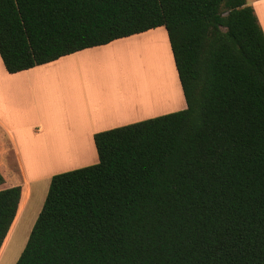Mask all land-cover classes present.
<instances>
[{"label": "trees", "instance_id": "trees-1", "mask_svg": "<svg viewBox=\"0 0 264 264\" xmlns=\"http://www.w3.org/2000/svg\"><path fill=\"white\" fill-rule=\"evenodd\" d=\"M159 27L187 108L97 133L99 162L52 177L16 264H264V31L247 0H0V56L15 74ZM25 196L0 190V250Z\"/></svg>", "mask_w": 264, "mask_h": 264}, {"label": "crops", "instance_id": "crops-1", "mask_svg": "<svg viewBox=\"0 0 264 264\" xmlns=\"http://www.w3.org/2000/svg\"><path fill=\"white\" fill-rule=\"evenodd\" d=\"M127 44V51L136 54L130 73H110L99 80L98 72L91 71L96 57ZM139 58L149 61L148 66L132 77ZM112 76L121 82L113 85ZM186 108L165 27L15 74L0 56V170L5 178L0 190L21 186L26 191L14 225L36 209L30 236L52 177L99 162L97 133Z\"/></svg>", "mask_w": 264, "mask_h": 264}, {"label": "rangeland", "instance_id": "rangeland-1", "mask_svg": "<svg viewBox=\"0 0 264 264\" xmlns=\"http://www.w3.org/2000/svg\"><path fill=\"white\" fill-rule=\"evenodd\" d=\"M256 2L257 0H248V5L253 7L255 14L259 19V23L264 29V3L258 5ZM154 43L158 44L156 40H154ZM129 47H131L130 44L122 45L117 48H113L112 51L106 55L96 57V65H93V67L90 66L92 67L91 71L98 72V75L100 77L99 80H101L105 75H110V73L111 75H115L114 73H121V71H124L126 74H129L134 67L136 55L135 53L127 51ZM148 62L149 61L147 60L139 58L136 73L131 76L134 77L136 75H140L142 71L145 70L148 66ZM86 72L91 73L89 70H87ZM113 78L114 76H112V78L110 79L113 85H117L121 82L120 80L114 81L115 78ZM127 79L129 78H126L125 80ZM104 81H106V79H104ZM35 211L28 219L24 221L20 219L17 228L14 231L12 239L9 243V246L2 258L1 264H16L25 247V244L28 241V235L30 232L31 225L33 223Z\"/></svg>", "mask_w": 264, "mask_h": 264}, {"label": "bare ground", "instance_id": "bare-ground-1", "mask_svg": "<svg viewBox=\"0 0 264 264\" xmlns=\"http://www.w3.org/2000/svg\"><path fill=\"white\" fill-rule=\"evenodd\" d=\"M20 219H21V218H20ZM14 223H15V222H14ZM14 223H13V225H12L10 231H9V234L7 235V238H6V240H5L4 244H3V247H2L1 250H0V264H1V262H2V258H3L4 254H5V252H6L7 248H8V246H9V243H10V241H11V239H12V236H13V234H14V231H15L16 228H17L16 226H17L18 221L16 222L15 225H14Z\"/></svg>", "mask_w": 264, "mask_h": 264}]
</instances>
